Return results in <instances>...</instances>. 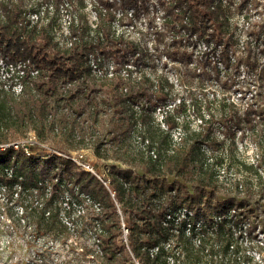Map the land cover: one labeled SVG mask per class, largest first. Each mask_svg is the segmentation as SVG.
I'll return each instance as SVG.
<instances>
[{
	"label": "trees",
	"instance_id": "trees-1",
	"mask_svg": "<svg viewBox=\"0 0 264 264\" xmlns=\"http://www.w3.org/2000/svg\"><path fill=\"white\" fill-rule=\"evenodd\" d=\"M115 1H119L123 10H133V13L140 4L146 2ZM44 3L53 6L52 0H41L40 5L35 4L28 10L24 0H0V128L4 130L0 133V144H9L17 141L13 137L25 136L26 123L28 126L33 125L40 135L43 134L45 118L59 106L52 105L55 103L53 100L57 104L73 107L77 115L88 113L95 122L100 120L101 115L103 118L107 116L109 134L120 137L119 141L110 143L113 158L128 165L126 168L117 165L110 167L109 189L128 214L126 227L130 231L131 251L141 264H177L183 253H168L169 249H173L170 244L169 247L165 245L167 240L174 237L177 238L176 248L182 245V241L193 244L192 248L198 253H190V256L194 257L196 264H264V253H261L264 244L256 245L258 259L253 253H239L240 247L234 246L238 229L241 230L240 237L248 236L251 241L255 238L253 235L257 231H251L248 218L253 213H248L247 200L239 199L237 192L247 190L254 180L256 183L264 180V163L260 165L259 159L250 164L245 160L239 161L234 157L235 151H229V148L216 153L221 149V144L216 149H209V144H217L213 132L192 128L191 122L182 118V113L187 110V100L183 98L172 109L163 111L160 105L162 99L154 95L158 85L151 79L142 78L144 81L139 83V92L127 99L128 102H122L121 107L125 109L120 117L108 103L104 114L100 113L96 108L98 102L94 98L88 101L86 88L81 87L79 91H73L72 88L64 90L65 85L79 80L82 74L92 73L90 55L96 46L86 41L85 29L72 27L71 37L75 41L68 49H63L60 42L55 41L54 35L44 31L41 35L46 38V47L52 56L45 55L42 58L43 69H29L28 63L37 58L36 42L41 36L36 21L29 14H39L37 6ZM180 5L183 9L179 18L181 29L203 42L206 51L214 49L211 48L213 42L222 44L221 35L230 24L223 14L222 0H180ZM126 11L122 18L129 17ZM246 58L252 57L248 54ZM94 62L98 67L99 63ZM253 62L257 63L256 60ZM254 63L252 66L256 68ZM35 70L38 73L33 75ZM252 70L251 82L257 83L256 89L264 90V66L257 69V73ZM102 80L112 83L114 78L105 75ZM201 84L200 88L206 90L207 84ZM17 87L19 93L15 91ZM240 90L244 91L241 87ZM202 102H205L204 99L196 94L193 108L197 110L201 122H204L206 105ZM230 105L236 107L235 102ZM157 107L163 111L162 124L154 120ZM79 110L81 113H78ZM210 111L208 106L209 114ZM80 127L81 141L84 143L87 132L83 126ZM136 129L143 144L142 149L131 146L130 139ZM177 131L178 136L175 135ZM9 133L12 141L6 142ZM103 145L99 140H95L93 145L99 157L103 156ZM103 158L110 156L104 155ZM0 175L7 178L0 184L4 190L14 185L39 192V197H43L40 224H44L47 230L68 228L58 214H52L48 209L57 194L55 190H49L55 180H66L68 184L77 185V191L71 188L69 196L65 197L67 191H62L61 195L70 222L76 206L88 209L91 207L88 204V200H92L91 196L99 197L105 192L109 195L103 191V187H97V177L80 169L72 158L57 153L29 155L24 149H16L13 145L0 147ZM230 183L234 184L232 192L221 197L220 191ZM96 208H99L100 213L103 212L102 208ZM108 208L112 210V215L107 217L117 218L115 200L111 197ZM93 219L103 221L106 217L96 216ZM73 220L77 221L75 217ZM97 236L104 263L120 264L125 247L118 244L117 235L108 230ZM195 242L198 243L197 247ZM215 244L219 253H202L206 245L215 247ZM207 256L210 258L205 260Z\"/></svg>",
	"mask_w": 264,
	"mask_h": 264
},
{
	"label": "rangeland",
	"instance_id": "rangeland-1",
	"mask_svg": "<svg viewBox=\"0 0 264 264\" xmlns=\"http://www.w3.org/2000/svg\"><path fill=\"white\" fill-rule=\"evenodd\" d=\"M24 1L30 10L41 0ZM222 1L229 28L221 35L222 44L213 42L211 48L214 49L207 51L203 42L192 38L179 26L183 10L180 0H146L135 13L133 10H123L119 1L115 0H52L53 7L47 9L45 3L41 7L44 11L41 19L34 20L40 35L44 31L50 32L63 49L70 48L75 41L71 37L72 27L86 30V41L96 46L90 55L92 73L82 74L79 80L63 85L64 90L72 88L73 91H79L81 87L86 88L88 101L94 98L100 113H103L108 103L117 117L122 116L121 112L125 109L121 107L122 102H128L127 99L139 92V83L144 81L142 78L151 79L158 85L154 95L162 99L160 105L163 111L172 109L183 98L187 100V110L182 113V118L190 121L192 128L213 132L217 144H209V149H216L221 144V149L216 153L229 148V151H235L234 157L239 161L245 160L250 164L259 159L261 165L264 163V90L256 89L258 85L251 82V78L252 69L257 73L264 66V0ZM124 11L128 12L129 17L122 18ZM42 35L36 42L37 58L28 63L31 70L39 67L43 69L42 58L45 55L52 56L46 47L47 40ZM248 54L252 58L247 60ZM94 61L99 63L98 67L93 64ZM253 63L257 65L256 68L252 66ZM105 75L114 78L112 83L102 80ZM201 83L207 84L206 90L200 88ZM17 89L15 91L19 93V87ZM194 91L205 101L202 102L206 105L204 122H201L197 110L193 108L196 100ZM52 102H55L52 105L59 106L45 118L43 134L40 135L33 125L28 126L26 123L25 136L13 137L14 140L22 141L36 154L64 153L72 157L80 169L84 170L85 165H90L108 180L112 165L122 168L128 166L113 158L110 143L119 141L120 137L109 134L107 116L103 118L101 115L100 120L95 122L88 113L77 115L73 107L57 104L55 100ZM232 102L236 103L235 108L230 105ZM220 104L227 106L222 107ZM208 106L211 114L207 112ZM157 108L154 120L162 124L163 111ZM80 126L87 132L84 143L81 141ZM2 131L0 128V133ZM178 132L175 135L178 136ZM138 133V129L134 130L130 139L134 149L143 147ZM8 138L6 142L12 141L10 133ZM95 140L104 143L102 155H109L110 158L97 155L93 146ZM238 177L243 178L242 175ZM6 179L0 175V184ZM233 186L230 183L226 186L227 190H221V197L231 193ZM97 187H103V191L109 195L105 192L99 197L91 196V201L87 199L91 205L88 209L76 206L70 222L61 195L62 191H67L65 197L69 196V189L77 191V185L68 184L66 180L51 183L49 190H55L57 194L48 208L49 212L58 214L68 226L67 229L57 227L52 230L40 224L43 197H39V192L14 185L6 190L0 187V264H105L97 235L108 230L116 234L118 244L125 247L120 264H141L131 251L130 231L123 228V224L127 225L128 222L127 212L100 179ZM237 195L239 199L247 200L248 213H253L248 217L250 229L257 232L251 241L248 236L240 237L241 230L238 229L234 246L240 247L239 253H253L258 259L256 245L264 244V180L260 183L254 180L251 187L238 191ZM110 197L115 200L117 218L107 217L112 215V210L108 208ZM96 207L102 208L103 212L100 213ZM82 214L85 217L80 218ZM96 216L106 219L96 221L93 219ZM74 217L77 221L73 220ZM176 242L177 238L174 237L167 240L165 245L169 247L170 244L173 249H169L168 253H183L177 264H196L194 257L190 256V253H198L192 248L193 244L182 241V245L176 248ZM195 245L197 247L198 243L195 242ZM214 246L206 245L202 253H219L217 244ZM207 258L210 257L204 259Z\"/></svg>",
	"mask_w": 264,
	"mask_h": 264
},
{
	"label": "built area",
	"instance_id": "built-area-1",
	"mask_svg": "<svg viewBox=\"0 0 264 264\" xmlns=\"http://www.w3.org/2000/svg\"><path fill=\"white\" fill-rule=\"evenodd\" d=\"M43 5H45V3ZM43 5L39 6V9H40L39 14H32V15L29 14L33 20H34V18L35 19L39 18V20L41 19V14H44V11H42L43 9H41V7ZM46 5L48 7L47 9H49L50 7H53V6H48L49 4H46ZM37 73H38L37 70L32 72L33 75H36ZM39 144H41V142H39ZM11 145H13L16 149H21V148L24 149L26 151V153L29 154V155L30 154H35V152L32 151L29 147H27L25 145V143H22V141H15V142H12V143H9V144H0V147L4 148V147H7V146H11ZM55 153L60 154L58 152H55ZM60 155H63L65 157H70V156H68V155H66L64 153H61ZM70 158H72V157H70ZM85 168L86 169H84V170L89 171L90 173H92L94 176H96L98 179H100L107 187H109L110 180H108L106 177H104L101 173H98L97 171H95L94 167H90V165H85ZM123 228H124V230H126L128 232L126 224H123Z\"/></svg>",
	"mask_w": 264,
	"mask_h": 264
}]
</instances>
